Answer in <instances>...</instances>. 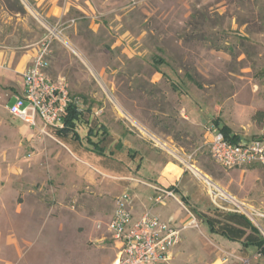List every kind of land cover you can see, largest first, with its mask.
<instances>
[{
    "label": "rangeland",
    "instance_id": "1",
    "mask_svg": "<svg viewBox=\"0 0 264 264\" xmlns=\"http://www.w3.org/2000/svg\"><path fill=\"white\" fill-rule=\"evenodd\" d=\"M45 42L46 73L84 109L81 142L22 133L9 111ZM0 64V264H113L116 198L160 188L149 167L163 155L200 183L198 207L238 211L264 235V168H222L207 137L218 122L242 141L264 133V0H0ZM99 124L129 131V146L87 151Z\"/></svg>",
    "mask_w": 264,
    "mask_h": 264
},
{
    "label": "built area",
    "instance_id": "2",
    "mask_svg": "<svg viewBox=\"0 0 264 264\" xmlns=\"http://www.w3.org/2000/svg\"><path fill=\"white\" fill-rule=\"evenodd\" d=\"M49 44L45 42L20 73V91L14 95L15 103L8 107L11 115L38 129L40 135H52L56 130L63 129L68 107L76 104L67 84L52 80L45 71ZM207 133L212 158L222 168H264V133L239 142H231L214 127L209 128ZM156 190L159 194L154 200L158 204L165 203L167 198H176L172 190ZM215 191L218 190L210 186V193ZM132 205L133 196L127 190L116 198L108 224L111 240L117 249L113 264H169L172 260L170 251L181 245L182 232L188 227H198L196 218L177 227L150 212L136 216ZM251 214L255 216V213ZM261 216L264 217V214Z\"/></svg>",
    "mask_w": 264,
    "mask_h": 264
},
{
    "label": "crops",
    "instance_id": "3",
    "mask_svg": "<svg viewBox=\"0 0 264 264\" xmlns=\"http://www.w3.org/2000/svg\"><path fill=\"white\" fill-rule=\"evenodd\" d=\"M77 105L79 110H84L81 105ZM103 111L104 109L102 108L96 114H101ZM93 128L107 131L106 141L104 142L105 155L97 154L90 147L86 149L98 157H105L108 152L115 157L117 152H121L124 147L127 148L126 146L132 138L129 131H124L120 137L115 138L110 127L104 124L95 125ZM20 130L22 133H29V136H34V133L37 132L36 128H31L27 124L22 125ZM232 133L235 134L233 131ZM69 137L60 138L67 139ZM96 139L98 140V138ZM153 140L156 141L157 139L153 138ZM156 142L163 149H167V153L176 155L173 150L175 149L174 146L161 140ZM128 152L131 151L128 150ZM177 157L182 159L179 155H176ZM163 158L164 161L152 163L149 170L152 171V175L155 177L154 182L156 185L163 189L172 190L176 195V199L167 198L165 203L155 205L152 202V197L158 194L156 189L138 186L134 189L133 194L129 189L124 191H129L133 196L132 208L136 216H140L144 212H154L153 214L156 212L155 215L177 227L188 224L191 221V217H196L199 221L200 228L188 227L182 232L181 245L170 251L172 260L169 264H257V262L264 264V255L260 248V244L264 240V235L260 228L261 223L253 224L249 219H240L238 211H210L208 208L206 210V207H198L201 202H199L197 195L195 196L191 193V189L188 186L192 185L193 188L198 189L199 193L203 195L202 197L206 198L204 191L200 189V183L195 180L194 176L189 175L186 165L182 166L170 157H164V155ZM202 226H205V228H202ZM208 236L212 238L215 244L207 243L202 238ZM223 250L229 252L234 258L220 255V251L222 252ZM256 253L257 255L260 254L259 258H263V260L245 263V259L249 260Z\"/></svg>",
    "mask_w": 264,
    "mask_h": 264
},
{
    "label": "trees",
    "instance_id": "4",
    "mask_svg": "<svg viewBox=\"0 0 264 264\" xmlns=\"http://www.w3.org/2000/svg\"><path fill=\"white\" fill-rule=\"evenodd\" d=\"M90 111L91 109H88V112ZM83 117H85L84 110H79L77 103L70 105L64 116V128L60 130H56L54 134H57L59 137L71 136L75 141L81 142L82 138L77 131V126L79 122L83 121L82 120ZM88 122L90 123L91 120L88 119ZM216 128L219 131L223 132L225 137L231 142L240 141V136L233 134L232 129L228 125H221L220 122H218L216 123ZM106 135H107L106 130L101 131V129H95L91 125L90 130L87 135V143L89 144V147L91 148L92 151H95L99 155H105L106 148L104 146V142L106 141ZM93 137L98 138V140L94 141ZM243 218L245 217L240 215V219H243ZM260 248H261L262 254L264 255V240L260 244Z\"/></svg>",
    "mask_w": 264,
    "mask_h": 264
},
{
    "label": "bare ground",
    "instance_id": "5",
    "mask_svg": "<svg viewBox=\"0 0 264 264\" xmlns=\"http://www.w3.org/2000/svg\"><path fill=\"white\" fill-rule=\"evenodd\" d=\"M196 171V170H195ZM197 172V171H196ZM197 174H199V176L201 175L199 172H197ZM202 176V175H201ZM203 178H205V179H207L204 175L202 176ZM207 182H208V184L210 185V186H212V184L210 183V180H208L207 179ZM213 187V186H212ZM217 188H219V187H217ZM222 192V191H221ZM220 194H223V193H220ZM226 197V196H225ZM232 200H234L233 198H232Z\"/></svg>",
    "mask_w": 264,
    "mask_h": 264
}]
</instances>
